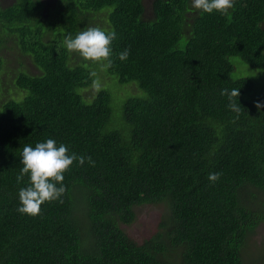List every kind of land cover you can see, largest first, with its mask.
Instances as JSON below:
<instances>
[{
    "label": "trees",
    "instance_id": "trees-1",
    "mask_svg": "<svg viewBox=\"0 0 264 264\" xmlns=\"http://www.w3.org/2000/svg\"><path fill=\"white\" fill-rule=\"evenodd\" d=\"M99 13L117 33L114 63L71 66L65 37L99 26ZM9 33L43 75H18L29 95L7 102L0 117V264H248L250 238L264 223V109L256 106L264 96L245 99L256 84L235 80L229 58L264 70V0H234L228 14L202 13L192 0L150 8L146 0H17L0 7V45ZM95 68L148 94L124 105L127 140L106 130L110 92L92 104L79 94L98 81ZM2 71L0 58V93ZM225 88H240L239 114ZM47 138L85 163L65 173L63 202L22 214L23 146ZM161 203L170 208L163 231L133 241L121 226L135 222L137 207Z\"/></svg>",
    "mask_w": 264,
    "mask_h": 264
},
{
    "label": "rangeland",
    "instance_id": "rangeland-1",
    "mask_svg": "<svg viewBox=\"0 0 264 264\" xmlns=\"http://www.w3.org/2000/svg\"><path fill=\"white\" fill-rule=\"evenodd\" d=\"M153 0H146V6L151 7ZM107 14V13H106ZM96 14V23L99 27L105 29L108 24V15ZM91 19L88 23H94ZM3 43L0 45V58L3 60V71L1 74L2 92L0 93V117L3 113L4 105L11 101H23L29 92L20 90L15 85V79L20 74H30L32 76H41L42 71L38 69L32 58L26 55L19 45V36L15 33H9L2 37ZM184 37L182 45H185ZM71 66L89 65L90 61L83 60L77 53L70 54ZM229 61L235 67L233 78L235 80L241 78H249L254 80L256 90L254 94L245 96L246 100L256 99V96H264V70L253 68L247 65L239 57H231ZM97 73V80L91 88L79 90V94L83 96L86 104H92L97 94L102 90H107L112 95L111 120L106 128L107 131H118L122 134L125 140L130 138V128L124 119V105L129 99H146L148 94L143 91L136 82H131L127 85H121L116 77L104 75L105 72L100 69H93ZM99 84V87L96 85ZM260 101V99H259ZM261 102V101H260ZM136 220L131 225H122L128 236L138 244H143L146 240L152 238L156 233L162 232L161 223L170 215V208L167 203L158 205L140 206L135 210ZM179 260L178 253L175 254ZM252 258V259H250ZM246 260L251 264L254 260H260V264H264V223H262L250 238V244L247 248Z\"/></svg>",
    "mask_w": 264,
    "mask_h": 264
},
{
    "label": "clouds",
    "instance_id": "clouds-1",
    "mask_svg": "<svg viewBox=\"0 0 264 264\" xmlns=\"http://www.w3.org/2000/svg\"><path fill=\"white\" fill-rule=\"evenodd\" d=\"M192 2L193 6L202 13L228 14L229 10L234 8V0H192ZM116 36L114 30L106 31L102 27L91 26L75 36L67 35L64 43L69 52L77 53L86 61L101 66H111L114 63L112 42ZM129 54L130 50L125 49L119 53V59L126 60ZM96 86L99 87V84ZM221 94L227 96L228 107L233 112L239 114L242 111L240 88H225ZM256 106L258 109H264V102L257 101ZM87 159L89 163H95L90 156ZM77 161L83 165L85 157L70 151L67 144L58 143L54 138L37 142L35 146L25 144L21 156L23 167L17 176V182H23L27 175L28 183L27 186L19 189L20 205L17 210L22 214L37 216L41 214V206L46 202H63L62 197L66 192V185L63 183L65 173ZM219 177L220 173L212 172L209 173L208 178L215 182Z\"/></svg>",
    "mask_w": 264,
    "mask_h": 264
},
{
    "label": "flooded vegetation",
    "instance_id": "flooded-vegetation-1",
    "mask_svg": "<svg viewBox=\"0 0 264 264\" xmlns=\"http://www.w3.org/2000/svg\"><path fill=\"white\" fill-rule=\"evenodd\" d=\"M16 2L17 0H0V7L6 9L14 5Z\"/></svg>",
    "mask_w": 264,
    "mask_h": 264
}]
</instances>
